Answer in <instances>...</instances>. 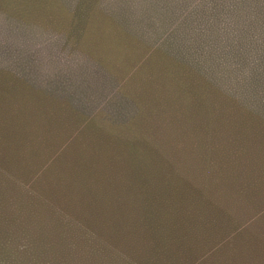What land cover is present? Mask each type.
<instances>
[{
	"label": "rangeland",
	"instance_id": "obj_1",
	"mask_svg": "<svg viewBox=\"0 0 264 264\" xmlns=\"http://www.w3.org/2000/svg\"><path fill=\"white\" fill-rule=\"evenodd\" d=\"M87 2L0 0V147L59 190L217 208L200 264H264V0Z\"/></svg>",
	"mask_w": 264,
	"mask_h": 264
},
{
	"label": "trees",
	"instance_id": "obj_2",
	"mask_svg": "<svg viewBox=\"0 0 264 264\" xmlns=\"http://www.w3.org/2000/svg\"><path fill=\"white\" fill-rule=\"evenodd\" d=\"M18 156L0 147V264L205 263L188 238L215 234L217 208L197 218L201 205L169 201L162 188L59 190L54 177H23Z\"/></svg>",
	"mask_w": 264,
	"mask_h": 264
}]
</instances>
